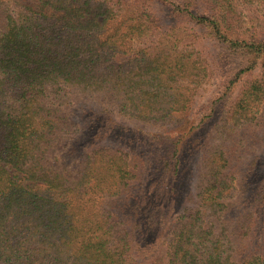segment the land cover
<instances>
[{"label":"trees","instance_id":"16d2710c","mask_svg":"<svg viewBox=\"0 0 264 264\" xmlns=\"http://www.w3.org/2000/svg\"><path fill=\"white\" fill-rule=\"evenodd\" d=\"M0 264H264V0H0Z\"/></svg>","mask_w":264,"mask_h":264},{"label":"rangeland","instance_id":"374dc122","mask_svg":"<svg viewBox=\"0 0 264 264\" xmlns=\"http://www.w3.org/2000/svg\"><path fill=\"white\" fill-rule=\"evenodd\" d=\"M206 47H209L208 46V42L206 41ZM120 122H123V123H127L129 126H128V131L130 134H133L136 138H139L141 140H145V141H148V140H154L153 142H155L156 144H168L169 143V140H167V137L169 136H174V128H169L171 130L169 131H162L161 130V137H158V138H155V133H158L160 131H158L159 129H156V128H153V127H148V126H145V125H140V124H137V123H134V122H130L128 120H123L122 118L119 119ZM131 129V130H130ZM135 145V144H134ZM140 148V147H138ZM193 163V162H192ZM194 164H197V170L198 171H201L202 170V166H201V162H195ZM193 164V165H194Z\"/></svg>","mask_w":264,"mask_h":264}]
</instances>
